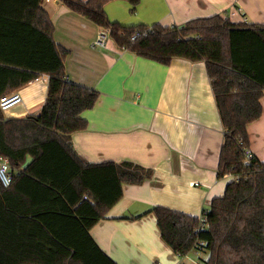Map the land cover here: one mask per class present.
<instances>
[{
  "label": "trees",
  "instance_id": "obj_1",
  "mask_svg": "<svg viewBox=\"0 0 264 264\" xmlns=\"http://www.w3.org/2000/svg\"><path fill=\"white\" fill-rule=\"evenodd\" d=\"M60 1L109 30L122 50L163 65L175 58L206 63L225 131L218 176L240 178L212 201L203 228L199 217L160 206L152 212L180 257L201 246L209 252L203 264H264V163L245 154L247 126L263 112L264 24L214 15L183 25H123L107 15L112 0ZM127 1L132 11L140 2ZM40 2L0 0V97L48 76L39 113L7 118L0 109V155L13 175L8 187L0 181V264H116L90 229L120 200L123 184H142L153 170L78 155L72 135L87 128L82 114L99 92L68 79V51L54 40Z\"/></svg>",
  "mask_w": 264,
  "mask_h": 264
},
{
  "label": "crops",
  "instance_id": "obj_2",
  "mask_svg": "<svg viewBox=\"0 0 264 264\" xmlns=\"http://www.w3.org/2000/svg\"><path fill=\"white\" fill-rule=\"evenodd\" d=\"M139 1L129 16L117 11L127 9L126 1H112L105 10L123 25H183L214 15L264 24V0ZM40 6L54 25V40L68 51V79L99 92L82 114L87 128L72 135L78 155L90 163L131 161L153 170L142 184L122 185V197L90 235L116 264H195L192 254L200 252L176 254L161 238L152 209L200 217L233 181V175L218 176L225 131L206 63L175 58L163 65L120 49L111 38L105 48L93 47L100 26L60 0H41ZM47 89L46 75L22 86L16 90L22 103L4 115L39 113ZM261 104L262 115L247 131L250 151L264 163V93Z\"/></svg>",
  "mask_w": 264,
  "mask_h": 264
},
{
  "label": "built area",
  "instance_id": "obj_3",
  "mask_svg": "<svg viewBox=\"0 0 264 264\" xmlns=\"http://www.w3.org/2000/svg\"><path fill=\"white\" fill-rule=\"evenodd\" d=\"M136 34H138V33H136ZM109 39H110L109 30H107L105 28H101L98 32V35L94 39L92 45H93V47L105 48ZM20 103H22V96L18 91H15V92H12L10 94H6V95L0 97V109L3 112L10 110L11 108L19 105ZM245 154L247 155L248 158L253 156V154L249 148L245 149ZM239 178L240 177L238 175L233 176V180H235V181L239 180ZM12 179H13V175H12V172L10 169L9 158H7L3 155H0V181L5 187H8L12 183ZM208 211L209 210H204L202 215L199 217L200 228H203V226L205 225L206 213ZM203 244L204 243H202V245ZM201 249H202V247L199 246L197 248L198 251L196 250L194 252L199 253L201 251ZM151 264H162V263L159 261H154ZM195 264H203V263L196 262Z\"/></svg>",
  "mask_w": 264,
  "mask_h": 264
},
{
  "label": "rangeland",
  "instance_id": "obj_4",
  "mask_svg": "<svg viewBox=\"0 0 264 264\" xmlns=\"http://www.w3.org/2000/svg\"><path fill=\"white\" fill-rule=\"evenodd\" d=\"M112 1H116V0H112ZM112 1H110V2H112ZM120 1H122L123 3L128 2L127 0H120ZM124 1H126V2H124ZM110 2H108V3H110ZM116 3H118V2H116ZM123 5L126 6L127 9L119 8L117 10V11L121 12L122 15L129 16V13L131 14V13H134L136 11V10L135 11H132V5L130 3H129L130 6L128 4H123ZM111 21H112V19H111ZM192 257L195 259V262L204 263V261L209 257V252H208V250L206 248H204V249H202L200 251V254L199 255H196V254L193 253L192 254Z\"/></svg>",
  "mask_w": 264,
  "mask_h": 264
}]
</instances>
